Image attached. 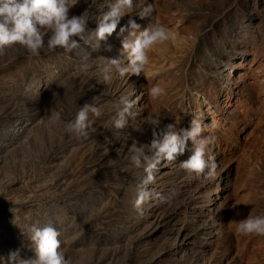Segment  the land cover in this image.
<instances>
[{"label": "rangeland", "instance_id": "1", "mask_svg": "<svg viewBox=\"0 0 264 264\" xmlns=\"http://www.w3.org/2000/svg\"><path fill=\"white\" fill-rule=\"evenodd\" d=\"M112 2L79 0L69 16L88 11L94 31ZM133 4L108 39L111 51L81 41L70 54L30 57L17 47L0 57V264L16 250L34 258L22 231L35 223L61 232L72 264H264V237L237 232L250 212L264 215V0ZM148 4L154 10L141 19ZM130 19L141 31L159 23L174 39L149 53L147 78L121 79L113 68L105 81V59L128 63L120 29ZM156 85L166 94L151 99ZM122 95L136 116L116 129ZM91 102L101 110L95 131L87 139L66 133ZM194 117L215 121L204 132L216 138L205 157H215V177L179 166L193 154L189 141L177 161L158 166L148 188L162 199L140 214L133 201L146 173L130 165L128 148L133 140L150 145L152 119L161 121L162 140L168 125L190 128Z\"/></svg>", "mask_w": 264, "mask_h": 264}, {"label": "clouds", "instance_id": "2", "mask_svg": "<svg viewBox=\"0 0 264 264\" xmlns=\"http://www.w3.org/2000/svg\"><path fill=\"white\" fill-rule=\"evenodd\" d=\"M78 2L79 0H0V57L17 47L25 49L30 57H39L43 51L54 52L57 49L70 54L81 47V41L94 51L99 50L102 43L108 45V39L116 32L121 19L134 10L133 0H114L108 4L107 12L96 17L97 27L90 31L88 11L79 16H69L70 10ZM153 10V5L148 4L137 14L144 19L150 17ZM140 28L135 20L130 19L128 25L120 29L123 37L121 55L126 56L128 63L123 64L119 59H105L108 61L103 68L105 81L111 80L113 68L121 79H130L132 76L147 78L149 53L158 44L174 39L172 31L159 23H151L143 31ZM125 32L128 33L127 36H124ZM46 36L49 38L45 42ZM106 50L111 51L112 46L108 45ZM165 94V89L159 85L150 87L148 92L151 99H158ZM119 103L122 107L114 117V127L124 129L128 126L129 118L135 119L136 113L132 111L134 102L122 95ZM100 115L101 110L95 103H85L79 108L75 118L65 123V132L74 134L78 139H87L89 130L95 131L92 117L98 118ZM160 124L159 119L150 121L153 136L150 145L133 140L128 148L130 165L136 169L142 168L146 173L133 201L134 208L140 214H143L146 202L153 198L162 199L159 193L148 188L156 181L154 173L159 170L158 166L177 161L185 154L189 141L194 146L193 154L180 162L182 169L189 173L204 174L208 179L215 177L218 167L214 156L205 158L209 145L214 144L216 138L206 136L204 132L206 128H214L215 121L205 124L194 117L190 128L177 129L174 125H168V131L162 140L156 131ZM232 223L230 221L229 225ZM237 232L245 236L264 237V215L254 216L250 212L246 219L237 222ZM22 234L30 242L34 258L23 259L19 250H16L9 253L4 264H72L63 246L66 242L60 239L61 232L56 227L35 223L29 225Z\"/></svg>", "mask_w": 264, "mask_h": 264}, {"label": "bare ground", "instance_id": "3", "mask_svg": "<svg viewBox=\"0 0 264 264\" xmlns=\"http://www.w3.org/2000/svg\"><path fill=\"white\" fill-rule=\"evenodd\" d=\"M229 71H230V73L232 72V69H229ZM227 72H228V70H227ZM224 73V72H223ZM234 73V72H233ZM208 112H210V110L208 109Z\"/></svg>", "mask_w": 264, "mask_h": 264}]
</instances>
